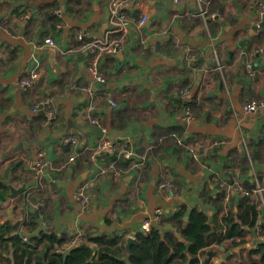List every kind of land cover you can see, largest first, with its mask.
<instances>
[{
  "label": "crops",
  "instance_id": "crops-1",
  "mask_svg": "<svg viewBox=\"0 0 264 264\" xmlns=\"http://www.w3.org/2000/svg\"><path fill=\"white\" fill-rule=\"evenodd\" d=\"M263 2L210 0L207 10L214 8L218 16L205 20L198 15L197 0L170 6L168 0H131L125 11L133 27L121 53L101 59L99 81L90 69V54L66 51L80 45V33L89 40L109 29V0H0V178L34 185L39 153L50 161L52 168L43 176L48 198L36 212L37 219H44L46 209L50 216L38 220L36 235L43 231L69 239L83 230L81 241L94 233L127 243L157 208L169 218L186 204L213 221L218 210L209 197L223 190L229 168L242 169L247 186L254 185L255 176L264 186V107L251 113L243 109L248 101L264 100ZM144 15L141 26L137 21ZM47 37L55 39L56 47L46 44ZM33 69L41 75L33 85L22 86ZM49 96L58 113L46 125L45 112L34 107ZM188 109L194 114L190 120ZM89 115L100 119L115 151L92 157L90 148L100 137L77 127L92 125ZM71 132L81 144L64 142ZM166 171L179 187L173 198L159 189ZM84 180L93 185L90 202L81 210L74 195ZM40 186L29 207L23 195L0 203V223L23 222L28 208L36 211ZM241 199L233 198L227 213L237 212ZM251 199L258 205L260 196ZM10 204L15 221L6 219ZM222 204L219 219L226 214L224 199ZM160 224L152 227L169 228ZM245 240L247 247L238 251L241 264L251 257L259 260L263 251L254 249L264 241L254 228H248ZM44 245L45 240L39 249ZM220 258L211 257V264H224Z\"/></svg>",
  "mask_w": 264,
  "mask_h": 264
},
{
  "label": "trees",
  "instance_id": "trees-1",
  "mask_svg": "<svg viewBox=\"0 0 264 264\" xmlns=\"http://www.w3.org/2000/svg\"><path fill=\"white\" fill-rule=\"evenodd\" d=\"M208 12H214V8ZM243 170L247 171L248 168L244 167ZM7 191L4 179L0 178V200H6ZM224 195L225 191L222 190L218 196L209 197L218 210L213 221L204 210H190L186 204H182L169 218L162 219L160 225L167 224L169 228L153 226L149 231L139 230L130 247L131 264H211L210 259L216 253H210L207 260H202V255L214 242L229 241L227 250L244 244L248 228L252 229L256 224L259 214L257 204L251 197H243L237 212L230 210L219 219ZM35 197L36 194L24 197L26 206H30L29 198ZM38 225L36 211L30 210L23 222L0 223V261L9 264H127L124 259L128 254L126 243H121L117 236L88 233L79 245L66 253H58L55 245L67 239L43 231L36 235ZM21 229L29 232L27 241H24L26 234ZM43 240L45 245L39 249V243ZM187 243L190 245L187 246ZM259 251H263L259 260L251 257L243 264H264V243L254 249V252ZM11 254L14 255L13 260Z\"/></svg>",
  "mask_w": 264,
  "mask_h": 264
},
{
  "label": "built area",
  "instance_id": "built-area-1",
  "mask_svg": "<svg viewBox=\"0 0 264 264\" xmlns=\"http://www.w3.org/2000/svg\"><path fill=\"white\" fill-rule=\"evenodd\" d=\"M173 3H179L180 0H172ZM131 0H109V6H110V19H109V29L105 32L96 35L92 37L91 39H86L85 33H80L77 38L80 41V45L75 47L74 49H71L69 53H83V54H90L91 55V65L90 69L94 73L95 77L102 81V76L98 72V66L102 58L108 56V55H116L119 52L122 51V49L125 46L126 43V34L129 32L130 28H132V19L128 17L125 7L129 6ZM210 0H197L198 5V15L202 16L207 19H212L218 16L216 12H208L207 10V4H209ZM259 10L261 13H264V2L260 4ZM58 13H60V10H58ZM147 16L144 15L140 20L137 21L139 25H144L146 23ZM46 44L50 47H56V41L52 37H47L45 40ZM194 59V58H193ZM218 68L222 69L223 66L221 64L218 65ZM248 69L250 76L255 75L254 66L252 64H248ZM41 75V70L39 69H33L30 72V75L28 77H25L21 80L22 86L28 87L35 83V81L39 78ZM75 87V86H73ZM89 92L92 91L91 88H85ZM183 96L185 95V92H182ZM113 105H115L114 101H111ZM264 107V100H251L243 104V109L247 113L255 112L260 108ZM96 106L92 104L90 106V109H95ZM34 110L37 112L39 110H42L46 114V125H51L52 122L57 118L58 109L54 102V98L52 96H49L42 101L38 102ZM90 118V124L99 126L103 129L104 133L106 131V128H104L101 124V121L98 117L89 115ZM185 118L187 120H190L194 118V114L191 110H186ZM64 142L68 144L73 145H79L82 143V140L80 136L75 133L71 132L68 133L64 137ZM244 146L246 151L248 152V145L246 140L244 139ZM87 148H89L87 146ZM115 151L116 145L105 135L101 136L96 145L90 148L91 155L93 158H96L101 153H103L106 150ZM127 156H129V152H125ZM196 157V154H195ZM75 156L71 157V160H74ZM46 168H52V165L50 161L46 158L44 152H40L38 155V159L35 162L34 165V173L36 176L37 185L43 184V176ZM229 180L226 183H222L221 189L225 190L224 195V201L226 203V214L228 212L229 207L227 206L230 204L233 198L239 199L243 197H252L254 195H259L260 200L257 205V209L259 211L256 224H255V232L259 239L264 241V186L260 182V179L255 176L253 178L254 185L252 187L247 186L246 184V178L244 176V173L242 169L239 167H233L229 168L228 171ZM93 185V180H84L81 182L78 186V189L74 195L75 201L79 207V209L83 210L85 209L89 202H90V189ZM159 189L165 194L167 198H173L179 193V187L174 181L172 175L169 173V171H166L162 179L159 183ZM46 205V196L43 195L42 198L39 200L38 204L36 205V208L42 209ZM165 215L163 208H157L155 210V213L152 217L146 218L143 223L141 230L149 231L152 228V224L158 223L160 224L162 222L163 216ZM84 231L80 230L76 234H74L71 238L63 241L60 244L55 245V251L58 253H66L69 250H71L73 247L79 245L81 243V239L83 238ZM24 241L28 240V236H23ZM232 238L231 240H233ZM237 241L240 240V238H235ZM208 250H211L210 252H215L216 256L218 254H221L222 252H225L226 246L225 243H219L214 242ZM213 260L215 259V256L212 257Z\"/></svg>",
  "mask_w": 264,
  "mask_h": 264
},
{
  "label": "water",
  "instance_id": "water-1",
  "mask_svg": "<svg viewBox=\"0 0 264 264\" xmlns=\"http://www.w3.org/2000/svg\"><path fill=\"white\" fill-rule=\"evenodd\" d=\"M168 4H169V6L172 5V0H168ZM77 127L80 128V130H82L83 132H88V131L89 132H94L97 137H101V136L104 135L103 129L101 127H99V126H96V125L77 126ZM4 182L6 183L7 189H8L7 194H6V199L8 198L11 201H14L15 199H19L22 195H23V198L27 197V196H32L33 197V195L36 194V192H37L35 190V188L37 187V183H35L34 185L30 186L28 182H24V183H22V185L18 186V185L13 184L12 177L4 180ZM30 190H32V191H30ZM31 200H33V199L29 198V201H31ZM26 201H24V203H26ZM4 202H5L4 200H0L1 204L4 203ZM14 207H15L14 204H10L9 205L8 217H6L7 220L15 221L14 215H13ZM36 212L39 213L40 209H37ZM179 237L181 238V235H179ZM134 240H135L134 236H130L127 239L126 249L128 251V254L124 258L127 261V264H131V261H130L131 249H130V247H131V244L134 242ZM189 245H190V243H187V246H189ZM246 247H247V244L245 243V244H241V245L236 246L233 250L228 251L227 253H221L220 262L222 263V262L226 261V259L229 256H231L234 252H238L241 249L246 248ZM210 253H212V252H210Z\"/></svg>",
  "mask_w": 264,
  "mask_h": 264
},
{
  "label": "rangeland",
  "instance_id": "rangeland-1",
  "mask_svg": "<svg viewBox=\"0 0 264 264\" xmlns=\"http://www.w3.org/2000/svg\"><path fill=\"white\" fill-rule=\"evenodd\" d=\"M43 182V181H42ZM48 187V186H47ZM46 187V190L48 189ZM39 188V184L37 185V187H36V189H38ZM40 190H41V193L40 194H42L43 193V195H46V194H44L45 193V184L43 183L41 186H40ZM37 192H36V194L38 193V190H36ZM40 198H39V200L42 198V196L40 195L39 196ZM47 198H48V195L46 196ZM39 200L36 202V204H35V209L37 210V208H36V205L38 204V202H39ZM33 201L34 200H31L30 201V205L33 203ZM26 207H28V206H26ZM27 209V208H26ZM39 209V208H38ZM26 214H28V209H27V213ZM46 216H50L49 214H48V212H47V209L45 210V212H44V219H37V220H39V222L41 223V222H43V221H45V219H46ZM165 217V215L163 216V218ZM26 219V218H25ZM22 230V229H21ZM24 233H26V234H29V232L28 231H26V230H22ZM235 256H231L226 262H224V264H232V261L234 260L235 262H237V264H241V252H234L233 253ZM240 257V261L238 262V261H236V258H239Z\"/></svg>",
  "mask_w": 264,
  "mask_h": 264
}]
</instances>
